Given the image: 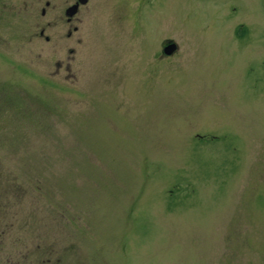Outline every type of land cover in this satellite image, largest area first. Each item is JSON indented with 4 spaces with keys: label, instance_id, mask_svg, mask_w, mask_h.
<instances>
[{
    "label": "rangeland",
    "instance_id": "rangeland-1",
    "mask_svg": "<svg viewBox=\"0 0 264 264\" xmlns=\"http://www.w3.org/2000/svg\"><path fill=\"white\" fill-rule=\"evenodd\" d=\"M71 2L0 0V264H264V0Z\"/></svg>",
    "mask_w": 264,
    "mask_h": 264
},
{
    "label": "water",
    "instance_id": "water-1",
    "mask_svg": "<svg viewBox=\"0 0 264 264\" xmlns=\"http://www.w3.org/2000/svg\"><path fill=\"white\" fill-rule=\"evenodd\" d=\"M87 2V0H78L77 3L74 5V7H70L68 10H67V15L68 17H72L76 10H77V6L80 4V5H85V3ZM177 49V46H175V44L172 42H169V41H166L164 42V46H163V54L165 56H171L173 54V52Z\"/></svg>",
    "mask_w": 264,
    "mask_h": 264
},
{
    "label": "flooded vegetation",
    "instance_id": "flooded-vegetation-1",
    "mask_svg": "<svg viewBox=\"0 0 264 264\" xmlns=\"http://www.w3.org/2000/svg\"><path fill=\"white\" fill-rule=\"evenodd\" d=\"M77 3V0H72V2L71 3H69L66 7H65V10H64V16H65V21H66V23H70V21L72 20L71 18L72 17H68V15H67V10L70 8V7H74V5ZM49 5H50V1H45L44 2V7H49ZM79 6L80 5H78L76 8H77V10H76V12L79 10ZM46 10L45 9H42V11H41V16L42 17H44L46 14V12H45ZM63 12V11H62ZM62 12H60V13H62ZM75 12V13H76ZM59 13V14H60ZM44 29V28H43ZM42 29V30H43ZM42 30H41V35H43V32H42Z\"/></svg>",
    "mask_w": 264,
    "mask_h": 264
}]
</instances>
